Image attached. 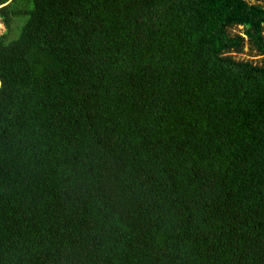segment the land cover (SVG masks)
Listing matches in <instances>:
<instances>
[{
    "label": "trees",
    "instance_id": "trees-1",
    "mask_svg": "<svg viewBox=\"0 0 264 264\" xmlns=\"http://www.w3.org/2000/svg\"><path fill=\"white\" fill-rule=\"evenodd\" d=\"M255 1L0 0V264H264Z\"/></svg>",
    "mask_w": 264,
    "mask_h": 264
},
{
    "label": "rangeland",
    "instance_id": "rangeland-1",
    "mask_svg": "<svg viewBox=\"0 0 264 264\" xmlns=\"http://www.w3.org/2000/svg\"><path fill=\"white\" fill-rule=\"evenodd\" d=\"M251 2H256L255 0H250ZM264 5V1H260ZM6 30L5 24L3 23L1 17H0V34L3 33ZM234 32H240L243 33V27L238 26L233 29ZM237 58L240 59H249L254 62H260L262 60V56L259 55L256 50H251L249 43L246 44L244 51L242 53H234ZM1 85V83H0Z\"/></svg>",
    "mask_w": 264,
    "mask_h": 264
},
{
    "label": "bare ground",
    "instance_id": "bare-ground-1",
    "mask_svg": "<svg viewBox=\"0 0 264 264\" xmlns=\"http://www.w3.org/2000/svg\"><path fill=\"white\" fill-rule=\"evenodd\" d=\"M1 83V82H0Z\"/></svg>",
    "mask_w": 264,
    "mask_h": 264
}]
</instances>
